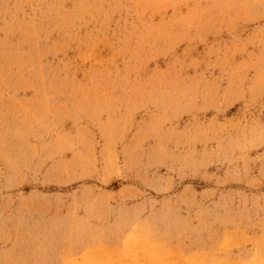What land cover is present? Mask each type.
<instances>
[{
	"label": "rangeland",
	"instance_id": "1",
	"mask_svg": "<svg viewBox=\"0 0 264 264\" xmlns=\"http://www.w3.org/2000/svg\"><path fill=\"white\" fill-rule=\"evenodd\" d=\"M0 264H264V0H0Z\"/></svg>",
	"mask_w": 264,
	"mask_h": 264
}]
</instances>
